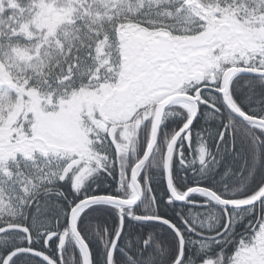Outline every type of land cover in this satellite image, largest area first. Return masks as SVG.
Instances as JSON below:
<instances>
[{
	"label": "snow or ice",
	"instance_id": "1",
	"mask_svg": "<svg viewBox=\"0 0 264 264\" xmlns=\"http://www.w3.org/2000/svg\"><path fill=\"white\" fill-rule=\"evenodd\" d=\"M125 217L172 239L121 247ZM89 235L103 264H264V0H0V264H96Z\"/></svg>",
	"mask_w": 264,
	"mask_h": 264
},
{
	"label": "trees",
	"instance_id": "2",
	"mask_svg": "<svg viewBox=\"0 0 264 264\" xmlns=\"http://www.w3.org/2000/svg\"><path fill=\"white\" fill-rule=\"evenodd\" d=\"M178 119V118H176ZM176 121L171 120L167 125V129H171L175 126ZM200 124H203V121H200ZM227 159V158H226ZM223 169H218L217 174L214 177L215 179H219V172ZM152 175V182L155 189L156 194L161 199V210L163 213L168 215L169 217H175L178 212L181 211L182 208L186 207L182 202H174L172 206H165L163 203L167 197V188L166 183L163 178L159 175L158 170L155 167L150 169ZM176 176L178 179L185 183H192L195 177L193 176L192 172L188 169H181L178 165L175 169ZM210 179H212L210 177ZM116 188V181L113 178H105L101 175L95 182V190L97 192L100 191H111ZM68 189L65 188V192L67 193ZM73 198L70 196V199ZM199 199H203V197H198ZM67 203L66 201H61V204ZM134 208H142L143 205L139 201L136 205L133 206ZM119 217L117 215V210L111 206L106 204H97L86 210L83 215L82 223H87L86 234H90L92 232V225H99L101 227H108L112 229L114 225L118 222ZM125 221L127 224L126 231L121 239V247L125 246V240L130 239L133 242V249L134 252L136 247V237H142L146 235L149 231L155 232L158 237L161 239H165L171 241L172 235L170 230L166 228V226H161L154 221H137L132 219L131 217H125ZM244 230L243 225L237 226L236 232L239 235ZM89 243L90 247L93 250V258L96 261V264H103L104 261V248L101 245L99 239L94 235H89ZM73 250L75 251V247ZM231 251V246L228 248ZM78 254V253H77ZM188 254H192V250H188ZM119 255V253H118ZM122 258V257H121ZM160 264H163V261H160Z\"/></svg>",
	"mask_w": 264,
	"mask_h": 264
},
{
	"label": "flooded vegetation",
	"instance_id": "3",
	"mask_svg": "<svg viewBox=\"0 0 264 264\" xmlns=\"http://www.w3.org/2000/svg\"><path fill=\"white\" fill-rule=\"evenodd\" d=\"M170 121H171V119H170L169 121H167L166 125H167ZM166 125H165V127H166ZM168 125H169V124H168Z\"/></svg>",
	"mask_w": 264,
	"mask_h": 264
},
{
	"label": "water",
	"instance_id": "4",
	"mask_svg": "<svg viewBox=\"0 0 264 264\" xmlns=\"http://www.w3.org/2000/svg\"><path fill=\"white\" fill-rule=\"evenodd\" d=\"M136 204H137V202H136Z\"/></svg>",
	"mask_w": 264,
	"mask_h": 264
}]
</instances>
